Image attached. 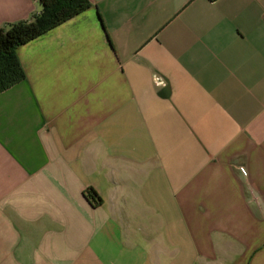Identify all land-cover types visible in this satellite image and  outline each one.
<instances>
[{
    "label": "crops",
    "instance_id": "obj_1",
    "mask_svg": "<svg viewBox=\"0 0 264 264\" xmlns=\"http://www.w3.org/2000/svg\"><path fill=\"white\" fill-rule=\"evenodd\" d=\"M88 1L0 93V264H264V0Z\"/></svg>",
    "mask_w": 264,
    "mask_h": 264
},
{
    "label": "trees",
    "instance_id": "obj_2",
    "mask_svg": "<svg viewBox=\"0 0 264 264\" xmlns=\"http://www.w3.org/2000/svg\"><path fill=\"white\" fill-rule=\"evenodd\" d=\"M43 10L30 22L0 28V93L24 79L16 49L91 7L88 0H41ZM98 198L93 190L86 197Z\"/></svg>",
    "mask_w": 264,
    "mask_h": 264
},
{
    "label": "built area",
    "instance_id": "obj_3",
    "mask_svg": "<svg viewBox=\"0 0 264 264\" xmlns=\"http://www.w3.org/2000/svg\"><path fill=\"white\" fill-rule=\"evenodd\" d=\"M155 82L159 86L165 85V83H166L165 79L163 77H161V76H156L155 77ZM244 175H246L245 171H244Z\"/></svg>",
    "mask_w": 264,
    "mask_h": 264
}]
</instances>
